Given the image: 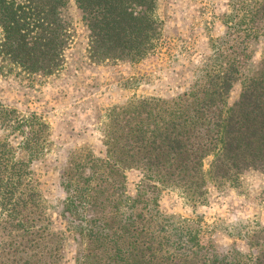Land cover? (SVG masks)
Returning <instances> with one entry per match:
<instances>
[{"label": "trees", "instance_id": "obj_1", "mask_svg": "<svg viewBox=\"0 0 264 264\" xmlns=\"http://www.w3.org/2000/svg\"><path fill=\"white\" fill-rule=\"evenodd\" d=\"M73 2L95 61L140 63L162 35L158 0ZM230 4L224 33L187 91L114 106L100 124L103 154L84 146L69 156L62 217L77 244L74 264H264L258 222L227 227L243 248L220 247L202 243L201 221L159 206L168 191L198 210L212 191H239L251 175L264 176V0ZM70 7L71 0H0V78L63 73ZM52 146L42 115L0 102V264H68L69 236L34 178ZM131 170L142 176L134 196Z\"/></svg>", "mask_w": 264, "mask_h": 264}, {"label": "rangeland", "instance_id": "obj_2", "mask_svg": "<svg viewBox=\"0 0 264 264\" xmlns=\"http://www.w3.org/2000/svg\"><path fill=\"white\" fill-rule=\"evenodd\" d=\"M232 0H158L162 35L152 54L140 63L90 58L89 33L81 13L71 0V44L64 53L63 73L36 76L28 81L0 78V102L22 111L42 115L53 128V146L46 159L34 167V178L50 205L56 228L68 234L74 264L77 244L62 217L64 191L61 172L75 150L91 146L103 154L100 124L110 109L138 97L171 99L187 91L205 61L212 56V43L224 33L222 21ZM261 48L254 60L258 62ZM236 95V94H235ZM142 176L127 172V188L134 196ZM167 216L201 221L202 243L220 247L240 241L226 235L227 227L256 221L264 226V176L251 175L239 191H212L209 204L194 210L176 192L159 197Z\"/></svg>", "mask_w": 264, "mask_h": 264}]
</instances>
